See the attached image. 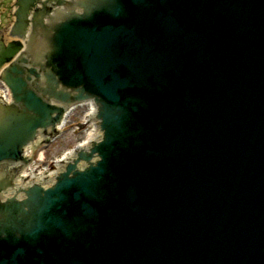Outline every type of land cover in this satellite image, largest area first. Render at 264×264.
I'll list each match as a JSON object with an SVG mask.
<instances>
[{"label":"water","instance_id":"95a60500","mask_svg":"<svg viewBox=\"0 0 264 264\" xmlns=\"http://www.w3.org/2000/svg\"><path fill=\"white\" fill-rule=\"evenodd\" d=\"M91 3L113 18L81 24L67 67L143 131L113 151L101 203L83 190L90 162L0 202V264H264V0ZM13 88L28 109L43 105ZM21 131L11 112L0 118V162L19 158ZM9 187L0 181V198Z\"/></svg>","mask_w":264,"mask_h":264},{"label":"rangeland","instance_id":"374dc122","mask_svg":"<svg viewBox=\"0 0 264 264\" xmlns=\"http://www.w3.org/2000/svg\"><path fill=\"white\" fill-rule=\"evenodd\" d=\"M83 111H79L78 116L82 115ZM83 138H84V133H75V134H72V132L67 133L57 142H55V144L49 150L45 152L47 157V162H50L52 159L55 160V158L64 154L68 149L72 148Z\"/></svg>","mask_w":264,"mask_h":264},{"label":"bare ground","instance_id":"6f19581e","mask_svg":"<svg viewBox=\"0 0 264 264\" xmlns=\"http://www.w3.org/2000/svg\"><path fill=\"white\" fill-rule=\"evenodd\" d=\"M95 104V103H94ZM97 106V104H95Z\"/></svg>","mask_w":264,"mask_h":264}]
</instances>
